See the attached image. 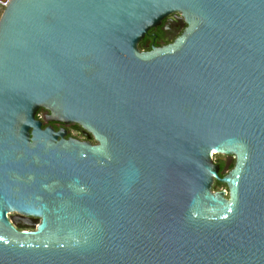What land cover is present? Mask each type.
<instances>
[{
  "label": "water",
  "instance_id": "water-1",
  "mask_svg": "<svg viewBox=\"0 0 264 264\" xmlns=\"http://www.w3.org/2000/svg\"><path fill=\"white\" fill-rule=\"evenodd\" d=\"M0 264H264V0H10Z\"/></svg>",
  "mask_w": 264,
  "mask_h": 264
},
{
  "label": "flooded vegetation",
  "instance_id": "flooded-vegetation-1",
  "mask_svg": "<svg viewBox=\"0 0 264 264\" xmlns=\"http://www.w3.org/2000/svg\"><path fill=\"white\" fill-rule=\"evenodd\" d=\"M187 28H188V25H187L185 19H182L180 15H173V16L167 18L163 22V25L161 27L152 30L147 35L145 40L141 42L140 48L144 52H151L156 48L160 49V48H165L167 46H170L173 43H175L180 37H182L184 35ZM62 126H64V125L63 124H57V123H50L49 125L44 127V129L53 128L56 132H59V131L64 129V128H62ZM87 137H88V135H87ZM65 139L71 140V139H77V138H74L71 135V133H69L67 131V136ZM77 140H79V139H77ZM93 140H94L93 138L88 137L86 140H79V141L90 142L93 145H96L95 140L94 141ZM215 164L221 168L220 176L225 177V176L229 175L235 169L236 164H237V160L235 158H228V157L223 156V158H221V159L216 158ZM222 186H223V184H222ZM220 188L226 190L227 186L224 185L223 187H221L219 185V182L216 181L214 186H213V192L214 193L221 192V191H219ZM11 219L12 220L15 219V221L20 224L18 226V228L20 230H24L23 225L26 223V221L24 219H20L17 215H13L11 217ZM33 223L36 224V223H38V221L37 222L34 221Z\"/></svg>",
  "mask_w": 264,
  "mask_h": 264
},
{
  "label": "rangeland",
  "instance_id": "rangeland-1",
  "mask_svg": "<svg viewBox=\"0 0 264 264\" xmlns=\"http://www.w3.org/2000/svg\"><path fill=\"white\" fill-rule=\"evenodd\" d=\"M40 120L41 121H44L45 120V115H41L40 116ZM72 126V125H71ZM71 126L70 125H64L62 126V128H64L65 130H67L69 133H71V135L74 137V138H77L79 140H86L88 137H87V134L84 132V131H77V130H73L71 129ZM221 159L223 158V156H215V159ZM224 189L220 188L219 191H222Z\"/></svg>",
  "mask_w": 264,
  "mask_h": 264
},
{
  "label": "trees",
  "instance_id": "trees-1",
  "mask_svg": "<svg viewBox=\"0 0 264 264\" xmlns=\"http://www.w3.org/2000/svg\"><path fill=\"white\" fill-rule=\"evenodd\" d=\"M41 115H45V120L44 121H42L43 123H44V127H46L47 125H49L50 123L47 121V116L49 115V112L48 111H46V110H41L40 112H39V114H38V119L40 120V116ZM71 129H73V130H77V131H83L82 130V128L80 127V126H78V125H72L71 126ZM94 141V140H93ZM219 185L221 186V187H223L222 186V184L221 183H219Z\"/></svg>",
  "mask_w": 264,
  "mask_h": 264
},
{
  "label": "built area",
  "instance_id": "built-area-1",
  "mask_svg": "<svg viewBox=\"0 0 264 264\" xmlns=\"http://www.w3.org/2000/svg\"><path fill=\"white\" fill-rule=\"evenodd\" d=\"M10 0L7 3H3L0 0V19L2 17L3 12L5 11V9L8 7Z\"/></svg>",
  "mask_w": 264,
  "mask_h": 264
}]
</instances>
